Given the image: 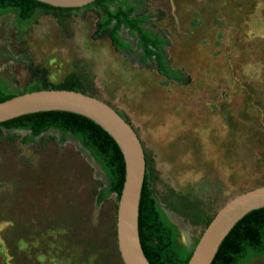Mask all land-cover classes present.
<instances>
[{"label":"rangeland","instance_id":"374dc122","mask_svg":"<svg viewBox=\"0 0 264 264\" xmlns=\"http://www.w3.org/2000/svg\"><path fill=\"white\" fill-rule=\"evenodd\" d=\"M164 38L178 83L142 62L137 38L116 50L101 11L0 16V81L76 88L117 110L144 149L148 185L191 250L217 211L264 186V0H130ZM71 135L0 127V264H123L118 202ZM247 264H264L254 258Z\"/></svg>","mask_w":264,"mask_h":264},{"label":"trees","instance_id":"16d2710c","mask_svg":"<svg viewBox=\"0 0 264 264\" xmlns=\"http://www.w3.org/2000/svg\"><path fill=\"white\" fill-rule=\"evenodd\" d=\"M85 7L101 11L96 35L107 31L116 50L127 51L130 48L119 36V31L124 27L131 36L137 38V45L143 51V63L153 59L158 73L163 77L178 83L186 80L177 70L169 68L164 55L167 41L143 28L142 24L148 20V16L134 17L136 6L130 0H95ZM39 9L69 12L81 8H56L35 0H0V16L14 13L20 27L27 25ZM42 89L53 88L33 84L24 92L15 94L0 81V102ZM68 90L79 91L73 87ZM0 127L28 130L32 137L49 130L71 135L100 166L108 182L106 193L115 194L118 202L125 178L123 156L114 140L91 120L70 112L48 111L22 115L0 123ZM138 232L143 253L150 264H187L189 261L193 249L188 250L180 245L177 227L168 220L154 198L148 185L147 164L139 201ZM254 258H264V207L250 211L236 222L219 245L211 264H247Z\"/></svg>","mask_w":264,"mask_h":264},{"label":"water","instance_id":"95a60500","mask_svg":"<svg viewBox=\"0 0 264 264\" xmlns=\"http://www.w3.org/2000/svg\"><path fill=\"white\" fill-rule=\"evenodd\" d=\"M56 8H83L95 0H35ZM48 111H64L83 116L102 128L116 143L124 160L125 178L118 200L117 247L123 264H150L139 239L138 215L146 173L143 146L131 125L103 101L68 89H42L15 95L0 102V123L16 117ZM264 207V186L241 193L215 214L192 250L187 264H211L232 227L252 210Z\"/></svg>","mask_w":264,"mask_h":264}]
</instances>
